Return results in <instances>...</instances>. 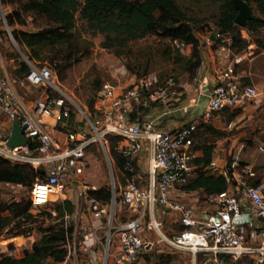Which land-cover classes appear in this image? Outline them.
I'll use <instances>...</instances> for the list:
<instances>
[{"label": "built area", "instance_id": "1", "mask_svg": "<svg viewBox=\"0 0 264 264\" xmlns=\"http://www.w3.org/2000/svg\"><path fill=\"white\" fill-rule=\"evenodd\" d=\"M212 36L223 39L218 33L207 35L200 46L203 54L214 41ZM223 41L231 45L232 38ZM176 46L183 54L186 45L176 43ZM244 58L236 57L220 77L203 116L173 131L156 129L155 122L144 120L140 113L141 108H151L155 103L168 106L179 101L178 87L174 84L160 86L157 77L136 79L126 87L116 82L105 84L96 97L94 111L89 113L64 94L45 93L30 103L21 98L16 87L61 92L51 67L31 66V72L24 79L4 78L0 72V115L12 124L20 122L28 140L26 146L12 149L8 146L11 130L2 132L0 157L14 165H27L41 174L31 188L29 200L32 210H38L65 200L67 187L80 184L87 170L90 147L100 146L110 159L109 137H117L120 140L117 150L128 161L126 170L133 175L119 194L113 193L111 201L112 206L118 203L125 209L129 217L121 227V254L115 264H142L144 254L156 244L189 252L202 258L203 264H241L243 261L264 264V229L254 223L258 220L264 225V182L250 183L249 178L255 175L252 169L242 170L238 187L233 191L206 195V203L212 210L210 214H201L171 199L172 192L186 188L195 175L197 128L210 123L220 112L245 108L259 99L258 89L253 85L242 86L235 75L236 66ZM175 109L183 110L179 106ZM76 110L81 122L71 129L69 124ZM144 154L148 155L146 188L141 186L136 169ZM233 167H240L239 158L234 159ZM21 188L0 179V194L16 195ZM91 192L81 187L75 191V197L88 207L96 220H101L108 215L111 203L104 204ZM15 200L19 202L17 197ZM157 206L179 214L182 226L179 233L166 234L163 223L155 216ZM51 214L57 216L55 210ZM69 217L73 215L67 216L66 221ZM90 241H97L93 232L84 235V242ZM75 249L74 246V252ZM17 253L14 249L7 256L17 258L18 255H14ZM91 261L92 264H109V258L100 263L97 257H92Z\"/></svg>", "mask_w": 264, "mask_h": 264}, {"label": "trees", "instance_id": "2", "mask_svg": "<svg viewBox=\"0 0 264 264\" xmlns=\"http://www.w3.org/2000/svg\"><path fill=\"white\" fill-rule=\"evenodd\" d=\"M15 1L17 0H0V5L5 7ZM79 1L29 0L22 9L7 14L6 23L22 54L11 56L19 65L13 73L14 78L24 79L31 72L32 65L41 67L47 65L57 72L61 80H64L68 71L87 55L89 41L85 34L92 38L102 36L103 48L124 60L126 69L135 75L136 79L157 77L159 85L163 87L168 84L178 87V83L174 79L162 83L157 75L150 74L152 52L136 55L131 46L133 43L156 38L160 42L169 41L174 44L178 53L174 55L173 51L168 49L169 51H164V55L167 59L174 60L176 64H183L182 71L191 79L203 63L201 41L198 37L200 33L213 35L219 32L223 39L232 38V44H227V47L229 50H237V56H239L248 47L243 37V31H246L256 38V45L264 51V39L261 37L264 30V0H247L252 10V3H257L260 15H254L253 10V19L249 21L245 29L238 27L235 23L238 12L234 9L232 0H196L197 2L206 1L218 7V15L212 20L198 19L190 15L178 0H85L78 14L79 19L75 11L61 7V4L76 5ZM80 21L84 23L82 27L84 32L79 29ZM18 27L23 29L31 27V29L25 31ZM223 39L219 44H224ZM176 43L191 46L192 55L190 57L183 55ZM102 85L99 79L94 90L95 94L103 88ZM96 97L91 104L93 111ZM210 124H201L195 132L194 139H200L202 130L214 133ZM109 141L114 168L120 172L122 185L125 187L133 174L126 170L128 161L117 150L119 138L110 136ZM96 146L90 147L88 152ZM196 149H201L204 156L196 161L201 167L195 171L186 190L188 192L203 191L206 195L228 191L232 182V172L228 171L226 175H223L207 170L212 164L213 146L205 143L202 146H195L194 151ZM136 169L138 172V168ZM40 175L27 165H13L0 158V179L5 184L32 188ZM9 195L8 192L0 194V239L3 235L13 232L25 233L23 227L26 223L35 222L31 214L30 201L17 202L15 197L3 199ZM91 195L104 204L111 203L113 198L112 193L106 189L92 191ZM54 210L57 213L55 218L52 214H48L54 223L46 225L44 222L39 226L41 237L33 243L29 251L25 252L23 258L4 256L0 259V264L66 263L68 243L74 234V226L68 224L66 217L74 215L75 205L67 200L57 204ZM143 259V264L170 263L167 257L158 253L147 252Z\"/></svg>", "mask_w": 264, "mask_h": 264}, {"label": "rangeland", "instance_id": "3", "mask_svg": "<svg viewBox=\"0 0 264 264\" xmlns=\"http://www.w3.org/2000/svg\"><path fill=\"white\" fill-rule=\"evenodd\" d=\"M84 1L85 0H80L78 4L70 5L67 7L64 6V8L75 11L77 13V18L79 19L78 14L82 9ZM178 1L179 4L183 6L184 9L188 11V13H190V15L197 17L198 19L212 20L218 15V7L206 1ZM252 6L254 10V15L259 16L260 12L257 3L253 2ZM11 9L12 4H8L5 7L0 5V56L2 57L0 58V72L2 75H6L4 74V72H7L10 79H13V77L11 76L12 69L4 58L8 55H20L21 51L11 34V29L6 23L7 14L10 13ZM83 25L84 23L80 21L79 29L84 32V29L82 28ZM18 29L21 28L18 27ZM262 33L263 34L261 37L262 39H264V30ZM85 37L89 41L87 42L89 43L87 45V55L83 57L79 63L75 64L68 71L65 79L61 80L57 72L53 69L56 76L55 82L61 92L47 90L43 88L22 89L16 87L17 92L25 102H33L42 97V95L45 93H50L55 96H60L61 94H64L69 97L73 102H75V104H77L80 108L86 109L90 113L93 112L91 104L92 102H94V97H96L99 92L98 91L97 94L94 93L96 83L99 79L103 83L102 87L105 84L111 82H116L124 86L130 83L132 77H136L126 69L124 60L115 56L112 51L103 48L102 45L104 42V38L102 36L92 38L85 34ZM243 37L248 44L246 50L253 46V49L248 51L249 54L252 55L249 56L250 58L254 57L255 55L259 56L264 53V51H261V49L256 45V38L254 36H250L246 31H243ZM131 46L132 49L135 51L136 55H140L142 53L145 54L149 51L152 52L153 60L151 63L150 74L157 75L162 83H166L168 80L174 79L175 82L179 84L181 81L189 79L188 74L182 71L183 64H176L174 60L167 59V56L164 55V51L168 49H171L174 55L178 53L175 45L171 44L169 41L160 42L156 38H150L143 41L135 42ZM226 56L227 58H230L232 60L235 59L237 57V50H230V53H228ZM32 66L41 67L40 65ZM140 113L142 117L146 118L151 116L152 110L150 108H141ZM6 122L7 120L2 115H0V135L4 130H7ZM80 122L81 117L76 110L73 113L69 126L71 129L77 128ZM110 154V146V159H108L106 153L100 146L94 147L91 151L87 153L88 166L86 172L82 176L80 184H75L73 187H67L65 200H70L75 205V214L73 215V217H69V220H67L68 224H72L74 226L73 237L69 240L68 243V248L69 250H71V253H68V257L70 259L67 264H72L74 262H76L77 264H86L85 262L89 260V256L87 254L88 247H86V245L84 244V235L85 233L90 232H93L94 236L97 237L96 242L98 247L97 249L92 248V251L96 253L97 251L100 252V256H97L98 261L101 263L104 262V259L109 258L110 260L111 258L109 257V255L110 253L112 254V248L119 241L121 227L129 220L127 211L125 209L121 208L118 203H115V205L113 206L111 203L108 215H106L103 219L97 222L91 217L88 207L85 204L78 202L75 197V191L81 187H87L89 191L106 189L107 191H110L112 195L114 192H116L117 194L120 193L121 189L124 187L122 185L121 174L117 169L114 168V161ZM109 161H111V165ZM30 191L31 187L23 186L21 189L18 190L16 195L10 194L9 196L3 197V199H11V197H17L19 200L28 202L30 200ZM192 199H196V201L190 204H195L199 213H206V207H208V205L206 204L205 197L202 194H199L198 196H195ZM63 201H60L59 203H62ZM59 203H53L52 205L43 209L31 210V214L34 217L35 222L32 223L33 221H29L23 227L25 228L24 237L26 239H30H27L26 242L22 239H17L16 241V244L18 246L26 243L25 246H23L19 250V254L22 257H20L18 253L14 254L15 256L18 255L17 259L23 258L25 252L31 249L34 241L40 239L41 234L39 232V226H41L42 223L45 222L46 225L54 223V220L50 219L48 217V214H51V212L54 211V208ZM190 204L188 203L189 206ZM15 234L16 232H13L12 234H5L4 237L0 239V259L13 252L14 249H8V246H6V244L8 243L7 240L9 238H12V236H14ZM9 235L11 236L9 237ZM74 246L76 248L75 252L73 250ZM107 247L108 252L106 251L105 253V249ZM163 251L165 253H163ZM149 253H158L159 255H164L170 260L169 264L191 263L190 257L183 256L182 254L174 250H168L163 244H156L154 249L151 250ZM196 264H203V259L198 258Z\"/></svg>", "mask_w": 264, "mask_h": 264}, {"label": "crops", "instance_id": "4", "mask_svg": "<svg viewBox=\"0 0 264 264\" xmlns=\"http://www.w3.org/2000/svg\"><path fill=\"white\" fill-rule=\"evenodd\" d=\"M28 2L29 0H17L13 2L10 12L22 9ZM64 6L67 7L70 5L61 4V7L66 9ZM30 29L31 27L24 28L23 30L29 31ZM198 37L202 44L205 42L207 35L200 33ZM219 42H221L219 39H215L212 43L207 45L206 52L203 54V63L196 71L194 78L191 79L189 77L188 80H183L178 84L180 92L179 101L168 106L161 103H155L156 105L152 104L150 108L152 114L150 117H143L144 120L154 121L156 129L160 131H173L182 125L200 119L203 116L208 107L209 97L214 87L220 77L226 73L229 66L234 62V59L232 60L226 56L230 53V50L227 47L228 43L223 41L224 44H219ZM251 49H253V46L239 55L245 56V58L236 66L235 75L242 86H255L260 93L259 99L257 102L245 108L218 113L210 122L214 133L211 134L209 131L205 132L202 130L200 139H195L196 147L198 145L202 146L206 143L214 148L212 152V164L207 168L208 171L223 175H226L228 171L232 172V182L228 189L230 192L238 187V181L242 177V170L244 168L252 169L255 174L253 177L249 178L251 184L254 185L264 182V53L250 58L249 56L252 55L249 54L248 51ZM183 55L190 57L192 55V47L186 46ZM11 56L12 55H8L4 59L11 67V76L14 78L15 76L13 73L19 68V65ZM0 58L2 57L0 56ZM4 74L7 75L1 74L4 78H10L7 72H4ZM135 80L136 77H132L129 84L124 86L122 84L119 85L126 87L134 83ZM203 87H207V89H203ZM202 89V94H199ZM177 106L183 110L181 112L177 111V109H175ZM168 111H171V113L167 114ZM6 123L7 130H4L3 132L12 131L13 124L9 121ZM195 154L197 157L196 161L204 156L201 149H196ZM235 158L240 159L239 168L233 167V161ZM196 161L195 165L197 170L201 166H198ZM137 163L141 186L146 188L148 184L145 171L148 164V155H142ZM199 194L206 197V194H204L203 191L188 192L186 188H180L172 192L171 199L174 202H182L188 205V203H194L197 198H192ZM190 207L196 212H199L195 204H190ZM206 210L207 214L212 212L210 207H206ZM155 216L163 223L164 230L169 236H173L181 231L182 226L178 213L170 212L157 206L155 208ZM91 217L93 220L99 222V220H96L92 215ZM10 236L11 235H9V237ZM24 236V233H16L12 238H9L7 240L8 243L6 244L8 249L13 248L17 250L19 254L20 248L25 246L26 243L18 246L16 244L17 239H22L25 242L27 239H30H26ZM3 237L4 235L1 239ZM84 244L88 247L87 254L89 256V260L85 263L92 264V257L96 258L97 256H100L99 251H97V253L92 251V248L97 249L98 245L95 241L84 242ZM112 249V254L110 253L109 255L111 258L109 264H115L121 254L119 241ZM166 249L168 248L166 247ZM163 253L165 252L163 251ZM179 253L183 256L190 257V264H196L199 258L189 252ZM246 263L250 264L248 261H243L241 264ZM72 264L77 263L74 262Z\"/></svg>", "mask_w": 264, "mask_h": 264}, {"label": "water", "instance_id": "5", "mask_svg": "<svg viewBox=\"0 0 264 264\" xmlns=\"http://www.w3.org/2000/svg\"><path fill=\"white\" fill-rule=\"evenodd\" d=\"M234 9L238 12L237 19L235 21L236 25L242 29H245L253 19V10L249 5L247 0H232ZM218 34H220L218 32ZM212 39L215 40V36H212ZM6 140V138H5ZM28 143V140L24 137L23 129L20 122L16 121L13 124L11 134L8 139V146L12 149L18 147H24ZM255 225H258L261 230L264 229L263 223L258 220L254 222Z\"/></svg>", "mask_w": 264, "mask_h": 264}]
</instances>
